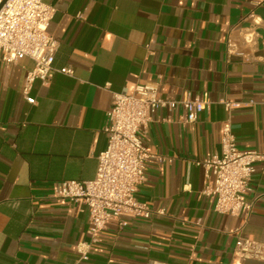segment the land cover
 I'll return each instance as SVG.
<instances>
[{
    "label": "crops",
    "instance_id": "crops-1",
    "mask_svg": "<svg viewBox=\"0 0 264 264\" xmlns=\"http://www.w3.org/2000/svg\"><path fill=\"white\" fill-rule=\"evenodd\" d=\"M55 7L48 32L57 41L47 83L22 88L33 62L0 65V264H70L88 241L81 202L53 196L66 179L89 180L107 141L113 91L150 83L166 100L185 93L211 103L196 121L176 103L160 107L143 133L150 152L136 196L164 214L122 216L98 234L81 264H232L236 233L264 242V158L255 165L243 217L217 213L203 188V161L220 152L227 112L241 149L264 155V0H44ZM261 17L254 58L228 55L225 41ZM242 264H264L247 259Z\"/></svg>",
    "mask_w": 264,
    "mask_h": 264
},
{
    "label": "built area",
    "instance_id": "built-area-1",
    "mask_svg": "<svg viewBox=\"0 0 264 264\" xmlns=\"http://www.w3.org/2000/svg\"><path fill=\"white\" fill-rule=\"evenodd\" d=\"M55 7L44 0H0V65L14 63L23 57L33 65L25 76L22 93L25 100L34 103L30 91L35 81L47 83L55 72L72 75L69 66H53L57 41L48 32ZM248 24L238 28L237 35L225 41L228 55L243 61L254 58L253 51L259 38L261 17L250 11ZM227 112L222 124L220 152L203 161L206 174L212 175V184L202 192L209 196L213 210L236 217L246 216L252 209L247 198L255 165L264 158L257 149H241L232 131L230 112L234 102L220 99ZM179 103L186 111L185 122L196 121L200 111L211 103L207 93L190 97L188 93L179 100L162 98L153 84L137 85L132 93L113 91L111 105L105 113L103 127L107 141L97 155L95 175L89 180L66 179L53 188V196L61 200L83 203L88 212V241L76 244L78 259L70 264H81L88 259L91 245L98 234L112 222L122 223V216L149 218L164 214V209H153L136 196L144 179L147 163L163 157L149 151L143 142V133L152 114L160 107ZM247 259L264 261V242L236 233L232 250V264H242Z\"/></svg>",
    "mask_w": 264,
    "mask_h": 264
}]
</instances>
